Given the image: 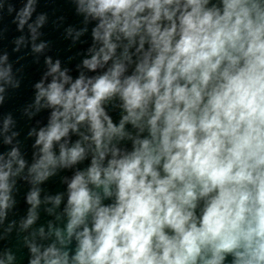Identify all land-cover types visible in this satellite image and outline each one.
<instances>
[{"label": "clouds", "instance_id": "clouds-1", "mask_svg": "<svg viewBox=\"0 0 264 264\" xmlns=\"http://www.w3.org/2000/svg\"><path fill=\"white\" fill-rule=\"evenodd\" d=\"M72 2L86 27L68 25L64 39L75 46L93 23L78 65L92 75L73 78L45 58L33 87L48 123L29 132L38 149L30 165L19 147L0 154V226L16 204L10 178L27 168V231L39 218V185L71 170L66 223L23 237L28 264H264V0ZM35 3L18 12L20 29ZM44 20L28 25L33 40ZM7 60L0 56V105L5 84L20 87ZM12 124L9 115L2 132ZM37 235L55 239L37 244ZM15 258L5 250L0 264Z\"/></svg>", "mask_w": 264, "mask_h": 264}, {"label": "water", "instance_id": "water-1", "mask_svg": "<svg viewBox=\"0 0 264 264\" xmlns=\"http://www.w3.org/2000/svg\"><path fill=\"white\" fill-rule=\"evenodd\" d=\"M27 0H0V56L5 53L8 55V60L2 66L10 64L12 66V76L14 80L20 81V87L14 88L11 84H5V92L3 93L5 100L3 105H0V154L5 155L13 147H19L21 155L30 165L33 162V152L38 149L33 148L36 136H29V132L35 129L38 131L41 127H45L48 123L49 110L41 109L36 112L34 105L35 89L33 85L40 81L47 71L45 64L46 57H52L53 62L56 59L61 60V67L68 68L69 74L75 78L80 71H84L88 75L86 69L78 68L82 59L87 55V49L93 44L91 37V29L93 23L87 25L88 31L80 37V40L75 46L69 47L70 41L64 39V29L71 25L76 30L86 27L83 14L76 13V5L72 0H36L34 4L35 11L25 24L23 29L18 27V12L25 6ZM45 17L42 26L37 27V37L32 39V33L28 25L37 26L38 17ZM23 41L17 43L20 38ZM46 43V48L42 52H34L33 44ZM19 49L18 51L16 49ZM51 80V77L45 81V84ZM31 105V107H29ZM27 108L34 115L29 118L25 114L24 109ZM11 115L13 124L10 125L9 131L3 133V121ZM114 114V120L116 119ZM18 133L17 136H12V133ZM5 136L12 137L11 144H5ZM77 137L72 136L75 141ZM58 148L56 155H58ZM88 162L86 161L84 167ZM16 165H13L15 169ZM27 168L20 176L10 178L16 180V185L11 193L16 201L15 206L9 210L7 220L0 226V253L5 250H10L16 257L11 264H28L30 253L24 245L23 237L28 236L32 239L31 233L44 227L45 233H48V223L52 221L57 227L63 228L66 223V217L63 216V209L67 201V186L63 182L64 177L71 178V170H62L58 174L39 185L42 188L41 205L37 208L38 220L27 231H20V222L26 218L29 205L25 202V196L32 187L23 177L27 176ZM63 194V200L59 207H56L51 202H44L46 196H55ZM53 209L52 214H49L46 209ZM57 215L61 219L57 220ZM15 221L16 224L12 228L11 233H6L10 222ZM55 237L43 239L39 235L35 237L37 244L47 245Z\"/></svg>", "mask_w": 264, "mask_h": 264}]
</instances>
